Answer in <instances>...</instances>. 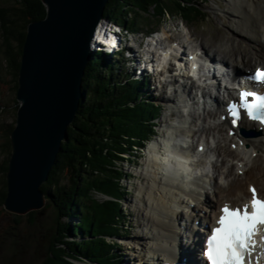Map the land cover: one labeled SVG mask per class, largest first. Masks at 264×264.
<instances>
[{"label":"trees","instance_id":"trees-1","mask_svg":"<svg viewBox=\"0 0 264 264\" xmlns=\"http://www.w3.org/2000/svg\"><path fill=\"white\" fill-rule=\"evenodd\" d=\"M205 0H109L104 17L125 29L141 31L137 19L142 13L165 17L175 8L184 22L207 19ZM202 2V3H201ZM169 8V9H168ZM46 8L41 0H0V69L5 64L12 77V90L17 92L23 44L28 24L43 19ZM159 19V18H158ZM159 21V20H158ZM147 30H152L147 28ZM107 63V64H106ZM116 64V66H115ZM119 63L91 52L83 79L82 102L74 122L68 128L56 162L42 189L50 203L64 217L78 216L79 221L62 223L56 243H52L44 264H77V260L117 264V237L128 230L129 218L123 202L128 191L122 180L130 176L125 162L133 157L139 145L155 138L162 104L143 95L142 81L114 80ZM18 102L15 99L14 115ZM5 104L0 102V113ZM1 123L3 142L0 150V214L7 197L8 162L12 152L10 133L15 127ZM96 193L107 196L100 200ZM73 236L72 240L66 236ZM82 239H76L77 235Z\"/></svg>","mask_w":264,"mask_h":264},{"label":"bare ground","instance_id":"bare-ground-1","mask_svg":"<svg viewBox=\"0 0 264 264\" xmlns=\"http://www.w3.org/2000/svg\"><path fill=\"white\" fill-rule=\"evenodd\" d=\"M231 6L227 10V13L231 16V23L233 26H231L230 29H232L233 34H236V38L229 37L226 35H222V39H226L229 43H222L219 46L215 42H211L213 46L210 45V49H206L204 46H201V49L204 51L205 55L210 57V60L212 59L213 56L217 55L219 53L220 61L224 63V69L228 67L232 68H242L246 67V69L249 68H254L259 65H264V0H233L230 2ZM104 20L101 21L100 25L97 27L96 30V35L95 39L93 40V45L96 46V39L101 35L102 37V27L104 25ZM165 34V30L163 31ZM110 38L107 40L108 43H111L113 41L112 35H109ZM167 40L169 41L177 42V48L175 49L173 46L172 49H174L179 56H181V63H179V69L182 70L185 75L189 74V71L187 69V61L184 62V57L182 49H181V43L185 39L183 38L182 40V35H173V34H166ZM104 37V36H103ZM164 38V37H163ZM124 44V43H123ZM150 45V44H148ZM110 50H115L116 48L112 46L111 44L108 45ZM153 46V45H152ZM150 46V49L152 48ZM213 50V51H212ZM195 51H193V55L195 56L196 62H198L197 59V53L194 54ZM213 52V53H212ZM217 52V53H215ZM134 49L133 53H131V61L133 64V70L137 72V74H140L142 77L146 78L147 80H150L151 78V73L147 71L148 66H153V62L151 60L147 59L146 60V66L143 67V65L140 66L141 71L139 70V61L138 58L134 59ZM168 57V53H165V58ZM159 62V60H158ZM184 62V63H183ZM147 67V68H146ZM227 70V69H226ZM152 69L153 75H155L156 78L160 77V74L157 72L159 70ZM223 76L225 74H222ZM196 84V82H195ZM162 85V83H160ZM148 86V85H147ZM165 85L163 84L162 88H164ZM186 89L187 91L191 90L192 87H194V84L189 85L186 83ZM156 89H160L158 86ZM162 91V90H161ZM160 91V92H161ZM147 93V91L145 90ZM164 92V91H162ZM174 93L170 92L168 95L164 96L165 103H167L168 106V114L164 116L165 118V126L166 128H162V132L165 134H168V138L165 140L164 138H161L162 145L164 146L163 151L158 150L159 145H161V139H157L151 143V145L148 147V158H150L149 163L146 164L147 173H144V177H146L147 184L144 185V187L140 191H142L143 199H141L137 204L138 207L143 210V212H140L141 217L143 218L144 221L146 222L145 227L148 229L146 232H143V234H136L135 237L137 236V243L134 245L133 243H129L133 241L132 239H129L127 242V245L130 246L131 248H136L139 249L140 252L138 255H136L133 259H138L140 260L141 263L143 264H148L147 259H150L151 261H155V263L159 262L160 264H163L165 261L170 262L171 264H174L173 262L175 260L176 264H180L181 262H186L184 259H182L181 255H177L173 251H169L165 248H163L161 245H164L168 242L166 240L164 244H160L159 239L162 237L166 236H171V234H174V239L178 240V236L183 235L182 229L174 226L175 223L171 220H173V217L175 218V221H178L180 218L184 217L183 211L180 209V205H186L188 208L190 207L192 212L195 214L191 218V223L188 224L186 222V227L184 230V233L190 234L193 237V241L191 244V247L189 248L187 254L185 257H187V260L190 261V258L192 261H197L198 259V248H199V243H200V233L195 231L194 229V222L196 219H198L199 211L204 208L203 205L200 204L202 202L205 206L207 205L208 207H213L214 210H211L209 212L212 213H217L218 208L222 205L225 204L224 201H229L228 198L230 195H235L238 191L242 192L241 196L240 194L237 195L235 199H233L232 206H236L239 204V201L244 203L249 197H250V192L244 189V186L240 182V171L239 173H236L237 167L234 164V160L232 162V165L230 167V170L228 173H226L225 170H223V167L225 165H228L230 163L229 157H234L239 160H246L244 168L246 171L244 172L245 177L250 181V185L256 184L258 186V191L261 193V195H264V126L258 125L257 122L255 121H246L243 120L241 124L238 126V128H233L229 125L228 121H220V122H214V128L221 132L226 131V134L223 135V141H230V145L226 146V144L220 143L219 146H217V149L219 151V157L221 156L220 154H223L224 156L222 157V163L220 165L221 167V174L225 175V180L222 184L219 183L218 181H215L213 184L210 182L211 187L205 191H199V196L197 194H192V193H186V188L188 187L185 186L186 183L183 182L182 178L180 176L177 177L175 183L174 182H169L175 177L171 174L169 177H164L166 176V162L168 161V157L170 156L169 153H171V150H168L167 155H166V149L169 147V145L172 143H175V150H172L173 153H180V150H178V147L180 146L181 148L183 147V143L180 138L182 139H192L194 140V135H198V132H201V134L206 131L210 135V130H211V125L209 127L206 126L205 120H203V126L199 127L198 129H195L193 126L195 125L193 122H195V119H201V116L199 115V112L196 108L194 107H188L189 110V116L191 118V122L188 121L187 123L182 122V110L180 109V105L178 103L177 95L175 91ZM180 102H183L182 100ZM223 104V101L221 99V96L218 98V107L217 109L221 108ZM217 110V111H218ZM217 111H213L211 109L207 110V115L209 117L214 118L215 120L217 119ZM205 112V111H204ZM168 115V116H167ZM176 115L180 117L179 123L176 125L175 123L172 124V122L168 121V117ZM204 119V118H202ZM210 119V118H209ZM217 121V120H216ZM208 124V123H207ZM240 127H253L256 128L257 130H260L262 128L261 134L254 136V137H245V136H239V128ZM231 128V131L233 133L232 137H229L228 130ZM203 135H200V137ZM180 137L179 139H176ZM191 137V138H190ZM240 140L243 144H248L251 145V149H253V152H257L255 155L256 158L259 159H251V155L247 158V154L244 153V155L240 154L238 150H234L232 148V143ZM176 139V141H175ZM180 140V141H179ZM200 140L198 142V146L201 144ZM183 142V141H182ZM194 142V141H193ZM203 142V141H202ZM178 143V145H177ZM193 145V144H192ZM197 146V147H198ZM193 148H191L192 150ZM187 149L189 152L188 156L186 159H189L191 156L194 158L195 154H192L193 151ZM198 156V152H196ZM207 154V153H206ZM218 157V158H219ZM216 159L217 160L219 159ZM252 163L250 165L249 161ZM255 160V161H254ZM164 162V165L161 163ZM216 167L218 166L215 163ZM219 167V166H218ZM219 170V168H218ZM219 174L216 178L221 176ZM223 176V175H222ZM243 178V177H242ZM221 179V178H220ZM246 179V180H247ZM207 182V181H206ZM162 184V185H161ZM205 184V183H204ZM203 188H206V186H203ZM247 190V191H246ZM185 191V192H184ZM189 195L188 198L184 194ZM202 195H205L204 198H201ZM214 196H221L220 199L216 201V203L213 202ZM240 196V197H239ZM145 197V200H144ZM234 197V196H233ZM225 198V199H224ZM224 199V200H223ZM232 199V197H231ZM140 204H142L140 206ZM206 208V207H205ZM204 208V209H205ZM219 208V210H220ZM210 209V208H209ZM218 210V211H219ZM188 211V210H185ZM190 212V211H189ZM203 213V212H202ZM201 213V214H202ZM204 214V213H203ZM205 215V214H204ZM206 217V215L204 216ZM205 220V219H204ZM211 221V220H210ZM214 224V223H212ZM211 224V225H212ZM180 225V223H179ZM172 226V228H171ZM155 229V230H154ZM202 230V229H201ZM142 235L145 236V239H143ZM134 237V239H135ZM183 237V236H182ZM175 242H173L174 244ZM159 245V247L155 250H153V247ZM169 245H171L169 243ZM187 247V246H186ZM152 252H150L151 250ZM178 249L183 253L185 248H182L180 245L178 246ZM150 250V251H149ZM156 251L162 252L160 256L156 253ZM180 252V253H181ZM148 254V255H147ZM264 258V256H263ZM150 261V262H151ZM190 263V262H189ZM79 264H96V263H84L80 262Z\"/></svg>","mask_w":264,"mask_h":264},{"label":"water","instance_id":"water-1","mask_svg":"<svg viewBox=\"0 0 264 264\" xmlns=\"http://www.w3.org/2000/svg\"><path fill=\"white\" fill-rule=\"evenodd\" d=\"M41 1L46 16L28 24L23 44L6 175L4 207L21 214L50 206L41 186L77 116L93 40L109 0Z\"/></svg>","mask_w":264,"mask_h":264},{"label":"rangeland","instance_id":"rangeland-1","mask_svg":"<svg viewBox=\"0 0 264 264\" xmlns=\"http://www.w3.org/2000/svg\"><path fill=\"white\" fill-rule=\"evenodd\" d=\"M202 1V0H201ZM233 0H205L203 2V8L205 11L208 12V18L207 19H199L194 22H184L177 14L175 8L169 9L170 12L166 14L165 17H159L156 15H151L153 13V10L150 11V14H144L142 13L141 16L137 19V22L139 23L141 31H146L147 28L149 29H161L160 34L158 36H164V38H167L165 35L168 34H173V35H182L183 38L187 40V44H189V47L186 48L189 49L190 46H204L207 50L210 49L211 42H215L217 46L220 44L226 42L229 43L226 39H222L224 35L227 34L229 37L236 38V34H233V31L231 28L232 23H231V16L227 13V10L230 8V2ZM261 1V0H260ZM202 3V2H201ZM159 18V19H158ZM159 20V21H158ZM105 21V19H104ZM164 29H166L167 32L163 34ZM97 34V33H96ZM95 34V35H96ZM223 35V36H222ZM142 33H135L134 35H130V38L135 37L136 42H135V50L137 51V54L141 56L144 55L142 51L139 50L138 44L141 40ZM2 38L0 37V44H1ZM146 42V41H145ZM230 44V43H229ZM124 46L127 45L126 43L123 44ZM149 46V45H148ZM145 45L141 47L144 49ZM150 48V46H149ZM141 49V50H142ZM213 51V50H212ZM93 53H98L93 51ZM133 53V50L131 51ZM213 53V52H212ZM217 53V52H215ZM146 55V54H145ZM217 55L220 57L219 53ZM134 59L138 58V56L134 55ZM124 58H126V54H124ZM115 60H121L118 62L119 64L117 65L116 69L114 70V80H120V81H125L126 75H128V69L126 68L125 64L123 65L121 62L123 61L122 55H118ZM162 60V59H161ZM139 61V58H138ZM125 63V62H124ZM107 64V63H106ZM116 66V64H115ZM126 68L127 70H125ZM190 82H193L195 86L199 84H203V81L200 80L197 76H195L194 80L189 79ZM160 81H158V78L154 76V78H150V83L148 85L150 86H145L144 91H147V96L149 95V98L151 100H157L160 101L163 105L165 103L164 96L168 95L171 91L170 89L162 90L156 89ZM196 82V84H195ZM12 77L4 64L3 67L0 69V102L2 104H5V109L0 113V125L1 123H11L15 120V115H14V105H15V99H16V93L12 90ZM194 86V87H195ZM161 91V92H160ZM154 96V97H153ZM167 105V103H165ZM168 107L163 110L162 115L160 116V123L162 122L165 124V118L166 114H168L167 111ZM168 116V115H167ZM206 122V126L209 127L211 125V130H210V135L204 131L202 134L201 132H198V135H194V147L198 146V142L200 140L203 141L204 144V150H202L201 153H199V156L197 159L199 161H205L206 162V167L202 168L200 170L201 174V181L204 185L207 186V188H204V191L209 189L211 187L210 183L212 184L215 181H218L219 183H223L226 179L224 178L225 175L221 174V163H222V157L224 156L223 154H220L221 156L219 157V151L217 149V146H219L220 143L226 144V146L230 145V141L222 142L223 141V135L226 134L225 132L219 133L217 129L214 128V122L212 118L207 115V111H205V116L203 117ZM210 118V119H209ZM172 118L171 116L168 117V121L171 122ZM203 121L199 124V127L203 126ZM208 123V124H207ZM163 124L157 128L158 130L162 129ZM231 134V133H230ZM3 130L0 128V143L3 142ZM200 135H203L200 137ZM231 137V136H230ZM191 138V137H190ZM192 139H189V142ZM201 141V142H202ZM234 150H238L241 152L240 154H247V158L251 155V159L255 157L257 152H253L251 149V146L247 144H242L240 140L236 142H233L231 145ZM137 149V148H135ZM145 151V150H144ZM143 151V156L139 160L140 152L138 150L135 151V154L137 155L136 157H133L131 161H134L136 163L135 167L130 166L127 163H124L125 165V170L127 173L130 174L129 178L127 180H122L124 185H127L128 191L125 194V200L123 202V206L125 208V213L129 218L128 221V230L124 235L125 239L119 238V242L122 244L118 247H116V257L117 260L120 261V264H143L140 262L138 259H133L136 255L139 254L140 250L136 248H131L130 246L127 245V242L129 239L133 238L132 242L134 245L137 243V236L135 237L136 234H143V232H146L148 229L145 227L146 222L144 221L143 218L140 215V212H143L142 209L143 206L140 204L141 208L138 207V202L143 199V193L140 191V188L144 185L147 184V178L144 177V173H147L146 164L149 163L150 158L147 160L148 155L146 152ZM207 153V154H206ZM219 157V158H218ZM217 160L216 162V159ZM230 163L228 165H225L223 167V170L226 171V173L229 172L230 167L232 165V162L234 160V164L237 167L236 173H239V171H243V173H239L240 175V182L244 186V191L245 189L248 190V185L250 184V181L245 177L244 172L246 169L244 168L246 160H239L234 157H229ZM250 159V160H251ZM259 159V158H254ZM4 160V155L0 150V165ZM254 160V161H255ZM215 163L219 166L216 167ZM252 163L249 161V165ZM219 168V170H218ZM206 173H209L207 175ZM219 174L218 178H216ZM223 175V176H222ZM243 177V178H242ZM221 178V179H220ZM0 179H1V172H0ZM247 179V180H246ZM207 181V182H206ZM227 181V180H226ZM162 185V184H161ZM142 187V188H143ZM141 188V189H142ZM199 190H202L201 187H198ZM246 190V191H247ZM241 196L242 192L238 191L235 193V195H230L228 198L229 201L225 202H232L233 199L237 198L236 196L239 195ZM97 198L100 200L106 199L107 196L101 193H96L95 194ZM198 196V194H197ZM234 196V197H233ZM239 196V197H240ZM205 197V195H204ZM232 197V199H231ZM216 198V199H215ZM221 196H214L213 202L216 203L218 199H220ZM224 198V199H225ZM216 201H215V200ZM223 199V200H224ZM145 200V197H144ZM230 202V203H231ZM50 204L49 207L44 206L43 208L40 209H33L30 210L29 212L25 214L21 213H16L12 211H8L6 209H2L1 214H0V264H44V260L48 256L50 252V247L52 243H56L55 241L57 240V237H59L60 232L62 229L60 226L62 223H67L68 228L70 227L71 224H75L79 221L78 216H72V217H64L59 215V210L57 207L50 203V201L47 199L46 204ZM203 207L199 211V216L198 219H196V222L194 224V227L196 229L197 222L199 219H201L202 223H207L210 221L212 217V213L209 212L211 210H214L213 207H208L207 205L205 206L202 202H200ZM210 208V209H209ZM181 210H184V218L180 221L184 224L186 220L191 219V217L195 216V214L192 212L191 208L186 207V206H180ZM188 210V211H185ZM190 211V212H189ZM207 215L205 218L204 214ZM190 213L192 216L189 218ZM202 213V214H201ZM209 215L210 218H209ZM214 217V216H213ZM205 219V220H204ZM175 223V227L178 228V223L175 221V218L173 217V220L171 222ZM191 221V220H190ZM189 222V221H188ZM68 228L65 229L64 231L66 232L67 238L72 240L73 236H70L68 233ZM172 228V226H171ZM155 230V229H154ZM197 231V229H196ZM148 232V231H147ZM184 232V230H183ZM171 236H173L171 234ZM82 235H77L76 239L80 240L82 239ZM123 237V236H122ZM135 237V239H134ZM143 239H145V236L142 235ZM183 238L185 241H187L189 238L183 235ZM157 245V244H156ZM159 245L153 247V250L157 249ZM166 249L169 250L168 246H166ZM151 250V249H150ZM149 250V251H150ZM170 251V250H169ZM152 252V250L150 251ZM158 256H161L160 254L162 252L156 251ZM148 255V254H147ZM150 259H147L148 264H154L155 261H151ZM77 264L80 262L84 263H93L88 260H77ZM155 264H160L159 262Z\"/></svg>","mask_w":264,"mask_h":264},{"label":"snow or ice","instance_id":"snow-or-ice-1","mask_svg":"<svg viewBox=\"0 0 264 264\" xmlns=\"http://www.w3.org/2000/svg\"><path fill=\"white\" fill-rule=\"evenodd\" d=\"M249 79L264 84V68L257 69ZM242 113L264 125V93L241 90L238 99L228 105L233 126L238 125ZM250 192V202L237 207L225 203L220 208L204 252L209 264H245L246 256L249 257L248 264H251L250 257L256 248L264 249V236L260 237L259 245L255 239L260 226H264V199L259 197L255 187H250ZM258 260L259 257L257 264Z\"/></svg>","mask_w":264,"mask_h":264}]
</instances>
